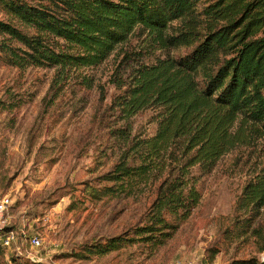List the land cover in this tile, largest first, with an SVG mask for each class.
<instances>
[{
    "label": "trees",
    "instance_id": "16d2710c",
    "mask_svg": "<svg viewBox=\"0 0 264 264\" xmlns=\"http://www.w3.org/2000/svg\"><path fill=\"white\" fill-rule=\"evenodd\" d=\"M132 37L143 50L124 52L110 79L121 153L90 196L144 199L147 208L135 228L72 253L78 260L166 245L200 204L193 169L208 175L240 148L252 173L236 211L249 229L264 210V0H0V60L9 67L96 68ZM147 110L155 133L133 136V118ZM23 257L11 261L38 263Z\"/></svg>",
    "mask_w": 264,
    "mask_h": 264
},
{
    "label": "rangeland",
    "instance_id": "374dc122",
    "mask_svg": "<svg viewBox=\"0 0 264 264\" xmlns=\"http://www.w3.org/2000/svg\"><path fill=\"white\" fill-rule=\"evenodd\" d=\"M132 37L96 68L72 71L6 66L0 60V198L12 206L6 224L42 238L37 264H230L264 258V210L249 229L236 203L251 176L249 151L224 156L208 175L200 177L201 201L192 216L166 245L156 250L138 243L106 256L78 260L72 253L94 241L133 229L146 202L105 197L94 200L92 188L113 170L120 149L111 131L124 126L111 109L119 94L110 83L124 52L143 50ZM185 51L171 52L176 56ZM146 54V53H145ZM157 54H160L159 52ZM147 55V54H146ZM154 62L147 58L146 64ZM105 99L101 100V92ZM153 110L133 118L131 134L152 136ZM90 188V189H89ZM0 264H13L14 249H3ZM27 252L23 258L28 260Z\"/></svg>",
    "mask_w": 264,
    "mask_h": 264
},
{
    "label": "built area",
    "instance_id": "2783aa9c",
    "mask_svg": "<svg viewBox=\"0 0 264 264\" xmlns=\"http://www.w3.org/2000/svg\"><path fill=\"white\" fill-rule=\"evenodd\" d=\"M12 206V199L9 196L0 198V248L14 249L18 255L26 253V247L31 250H39L42 247V238L38 235H29L26 230H17L8 226L3 214L8 212ZM27 257L33 261H39L38 257L27 252Z\"/></svg>",
    "mask_w": 264,
    "mask_h": 264
},
{
    "label": "water",
    "instance_id": "95a60500",
    "mask_svg": "<svg viewBox=\"0 0 264 264\" xmlns=\"http://www.w3.org/2000/svg\"><path fill=\"white\" fill-rule=\"evenodd\" d=\"M263 262H264V258H263V260H262Z\"/></svg>",
    "mask_w": 264,
    "mask_h": 264
}]
</instances>
